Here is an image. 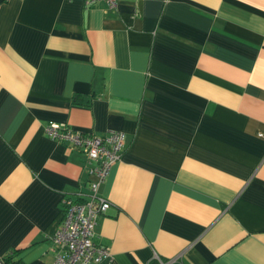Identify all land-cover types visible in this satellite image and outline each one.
<instances>
[{
    "label": "crops",
    "instance_id": "obj_1",
    "mask_svg": "<svg viewBox=\"0 0 264 264\" xmlns=\"http://www.w3.org/2000/svg\"><path fill=\"white\" fill-rule=\"evenodd\" d=\"M55 121L124 133L96 264H264V0H0V255L53 264L88 191Z\"/></svg>",
    "mask_w": 264,
    "mask_h": 264
},
{
    "label": "built area",
    "instance_id": "obj_2",
    "mask_svg": "<svg viewBox=\"0 0 264 264\" xmlns=\"http://www.w3.org/2000/svg\"><path fill=\"white\" fill-rule=\"evenodd\" d=\"M104 1L108 8H115L118 0H84L85 5ZM44 131L50 138L65 143L82 152L87 162L89 174L88 191L77 192L75 196L65 194L60 200L62 217L49 238L53 243V264H96L103 258H109L107 246L93 240L94 227L99 216L104 214L109 201L99 191L109 167L120 158L124 133L118 129H109L103 134L82 131L65 124L48 121ZM12 251L9 250L8 254ZM159 264H170L172 259L163 260L153 255ZM0 264L6 262L0 255Z\"/></svg>",
    "mask_w": 264,
    "mask_h": 264
},
{
    "label": "trees",
    "instance_id": "obj_3",
    "mask_svg": "<svg viewBox=\"0 0 264 264\" xmlns=\"http://www.w3.org/2000/svg\"><path fill=\"white\" fill-rule=\"evenodd\" d=\"M12 254H13V251H12V253L11 254H5L4 255V259H5V261L7 262L8 260H12L11 259V257H12ZM14 262H16L17 264H20L19 262H18V260H13Z\"/></svg>",
    "mask_w": 264,
    "mask_h": 264
}]
</instances>
